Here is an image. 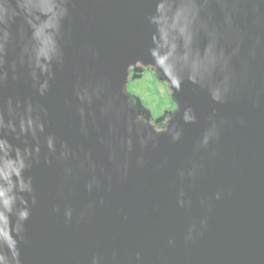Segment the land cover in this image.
<instances>
[{
	"label": "water",
	"instance_id": "water-1",
	"mask_svg": "<svg viewBox=\"0 0 264 264\" xmlns=\"http://www.w3.org/2000/svg\"><path fill=\"white\" fill-rule=\"evenodd\" d=\"M0 264H264V0H0Z\"/></svg>",
	"mask_w": 264,
	"mask_h": 264
},
{
	"label": "rangeland",
	"instance_id": "rangeland-1",
	"mask_svg": "<svg viewBox=\"0 0 264 264\" xmlns=\"http://www.w3.org/2000/svg\"><path fill=\"white\" fill-rule=\"evenodd\" d=\"M139 77H141L140 71L132 72L128 90L133 92L134 96L142 100L146 108L153 114L154 118L161 117L165 112L163 108L160 109V103H165L166 105L169 103L167 100L169 98L167 90H165V92L157 91L158 80L153 72L146 74L143 80H138ZM151 88L152 90H147ZM154 101H157L159 104L156 103L155 105Z\"/></svg>",
	"mask_w": 264,
	"mask_h": 264
},
{
	"label": "flooded vegetation",
	"instance_id": "flooded-vegetation-1",
	"mask_svg": "<svg viewBox=\"0 0 264 264\" xmlns=\"http://www.w3.org/2000/svg\"><path fill=\"white\" fill-rule=\"evenodd\" d=\"M135 71H141V73H144V75H146V74H150L151 72H153L151 68H146V67H143V66H141V65H138L137 67L132 68V69H131V74H132V72H135ZM143 71H144V72H143ZM153 73H154V72H153ZM159 84L162 86V92H165V90H167V92H168V96H169V98H168L167 100H168L169 103H170V106H169V103H168L167 105L161 107L160 109L163 108L165 113L176 110L177 107L174 106V105L172 104L171 100H170V99H171V94H170V92H169V89H168L166 83H165L164 81H161V80H160ZM164 87H165V88H164ZM128 92H129V94H130V96H131V100H132V102H133V106H134V107H137V97L133 95V92H131V91H129V90H128ZM166 94H167V93H166ZM142 104H143V106L146 108V106L144 105L143 102H142ZM154 104L156 105V102H154ZM157 106H158V105H157ZM146 109L149 110L148 108H146ZM149 111H150V110H149ZM165 113H164L161 117H159V118H154V117H153V114H151V112H150V114H151L150 124H151L156 130H158V131H162V130H164L165 127H166V125H167V123H168V121L170 120V115H168V114L166 115ZM140 119H141L142 122H147V120H146V115H141V116H140Z\"/></svg>",
	"mask_w": 264,
	"mask_h": 264
},
{
	"label": "trees",
	"instance_id": "trees-1",
	"mask_svg": "<svg viewBox=\"0 0 264 264\" xmlns=\"http://www.w3.org/2000/svg\"><path fill=\"white\" fill-rule=\"evenodd\" d=\"M152 71L154 72V74L156 75V78H157V80H158V81H157V83H158V85H157V89H158V90H157V91H158V92H162V89H161L162 86L159 84L160 80H159V78H158L156 72H155L153 69H152ZM143 72H144V71H143ZM145 76H146V75H144V73H141V77H139L138 80H143ZM138 80H137V81H138ZM165 83H166V82H165ZM166 85H167V87H168V89H169V85H168L167 83H166ZM147 90H152V88H151V89H147ZM169 92H170V94H171V91H170V90H169ZM170 100H171L172 104H173L174 106L177 107V104H176V102L174 101V99L172 98V96H171V99H170ZM154 102L158 103L157 101H154ZM168 102H169V101H168ZM158 104H159V103H158ZM165 105H166L165 103H160L159 106H160V108H161V107H163V106H165Z\"/></svg>",
	"mask_w": 264,
	"mask_h": 264
}]
</instances>
